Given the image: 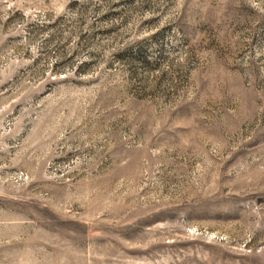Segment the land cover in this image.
Wrapping results in <instances>:
<instances>
[{
  "label": "rangeland",
  "instance_id": "rangeland-1",
  "mask_svg": "<svg viewBox=\"0 0 264 264\" xmlns=\"http://www.w3.org/2000/svg\"><path fill=\"white\" fill-rule=\"evenodd\" d=\"M0 264H264V0H0Z\"/></svg>",
  "mask_w": 264,
  "mask_h": 264
}]
</instances>
